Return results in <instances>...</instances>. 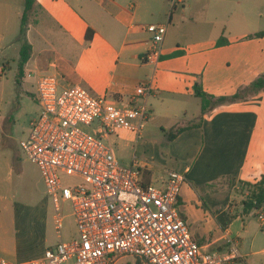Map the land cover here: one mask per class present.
I'll return each instance as SVG.
<instances>
[{
	"label": "crops",
	"instance_id": "1",
	"mask_svg": "<svg viewBox=\"0 0 264 264\" xmlns=\"http://www.w3.org/2000/svg\"><path fill=\"white\" fill-rule=\"evenodd\" d=\"M189 1L170 12L160 0H36L26 30L31 56L20 87L34 100L38 78L52 75L60 87L81 86L115 106L145 104L151 117L140 133L120 131L107 136L106 143L118 154L131 150L127 162L131 165L135 157L153 184L165 181L169 171L137 158V153L145 155L161 145L177 150L174 172L185 177L178 207L191 235L208 252L224 254L235 244L241 259L252 264L249 257L264 255L259 236L264 225L256 209L243 211L242 202L249 194L246 184L264 177V91L211 106L202 114L195 84L215 100L235 95L264 75V37L250 38L264 31V0L248 2L232 27H220L215 34H200L184 22L191 20L198 0ZM24 3L0 0L4 68L19 63ZM148 24L166 27L157 64L144 60L151 48L143 28ZM88 28L93 30L89 43ZM31 29L39 45L29 40ZM220 38L226 43L217 45ZM148 84L149 95L136 96V89ZM178 128L186 129L176 134ZM171 134L175 136L169 139ZM2 188L0 180V192ZM56 234L51 241L45 232L13 226L0 236V258L10 263L38 258L67 240L62 232Z\"/></svg>",
	"mask_w": 264,
	"mask_h": 264
},
{
	"label": "built area",
	"instance_id": "2",
	"mask_svg": "<svg viewBox=\"0 0 264 264\" xmlns=\"http://www.w3.org/2000/svg\"><path fill=\"white\" fill-rule=\"evenodd\" d=\"M171 12L185 0H167ZM151 48L145 61L157 64L166 27L148 24ZM152 85L136 96H148ZM39 115L19 148L42 177L61 234L64 208L76 235L48 247L35 259L0 264H228L241 256L235 244L226 253L204 251L182 218L178 202L184 174L169 171L161 184H144L134 157L125 167L105 138L120 131L138 135L150 118L145 104L115 106L78 85L60 87L55 76L38 78L34 95ZM93 126V127H92ZM85 127H90L89 132ZM264 225V207L257 209Z\"/></svg>",
	"mask_w": 264,
	"mask_h": 264
},
{
	"label": "rangeland",
	"instance_id": "3",
	"mask_svg": "<svg viewBox=\"0 0 264 264\" xmlns=\"http://www.w3.org/2000/svg\"><path fill=\"white\" fill-rule=\"evenodd\" d=\"M165 3L171 12L167 0H160ZM187 2L189 0H186ZM186 2V3H187ZM190 2V1H189ZM206 3L204 8L203 3ZM251 0H232L230 3H220L216 0H198L193 9V16L184 18L188 26L193 27L200 34H215L220 27H232L235 18L246 10V4ZM182 9L180 5L177 9ZM204 8V9H203ZM204 10L202 15L198 12ZM29 40L39 45V39L35 38L31 29ZM35 39V40H34ZM2 58L0 59V126H2V141H0V180H2V191L0 192V236L4 237L3 231L15 227L16 230L28 228L34 232H45L46 238L53 241L56 237L54 228V207L45 192L44 183L38 168L30 163L19 148V142L25 140L30 131L31 123L39 115L37 102L32 99L31 94L25 93L18 78V65L10 62V69L4 68ZM24 70V69H23ZM151 117V116H150ZM1 119L3 121H1ZM93 127V126H92ZM89 132L90 127H85ZM90 133V132H89ZM2 149V150H1ZM115 158L120 165L129 166L127 161L132 155L131 150H114ZM177 150L169 149L166 145L156 147L152 151L137 153V158H144L153 166L162 170L176 171L178 161L176 160ZM156 185V184H153ZM64 221L62 234L65 239L76 235L74 219L68 206L64 208ZM264 239V235H259ZM261 249V247H258ZM1 257V255H0ZM252 264H264V255L249 257ZM246 259H237L231 264H247ZM133 262L129 258L117 260L114 264H128ZM67 264H74L70 260Z\"/></svg>",
	"mask_w": 264,
	"mask_h": 264
},
{
	"label": "trees",
	"instance_id": "4",
	"mask_svg": "<svg viewBox=\"0 0 264 264\" xmlns=\"http://www.w3.org/2000/svg\"><path fill=\"white\" fill-rule=\"evenodd\" d=\"M37 10L36 0H25L24 3V12L21 18V25H20V32H19V40L22 42L21 48H20V58L18 63V78L19 80L22 79L24 74V66L28 62L31 56V46L26 40V30H27V24L29 21V17ZM93 36V30L88 28L85 35V41L89 43ZM262 38L264 37V31L255 33L253 36H250V38ZM226 43V41L223 38H220L217 42V45H223ZM259 91H264V75L259 76L256 78L251 84L244 89L237 92L235 95L231 97H222L217 98L214 100V98L209 97L202 91V87L200 83L195 84V96L201 99V111L202 114H204L207 109L211 106H215L220 103L224 102H233L237 99L244 98L248 95L257 93ZM186 128H178L175 133L178 134L182 131H184ZM175 136V134L169 135V139H172ZM146 171L142 170V178L144 184H149V180L145 179V173ZM247 188L249 189V194L246 197V199L242 202L243 205V211L245 213L253 210V209H259L264 205V177H262L257 183L255 184H246Z\"/></svg>",
	"mask_w": 264,
	"mask_h": 264
}]
</instances>
